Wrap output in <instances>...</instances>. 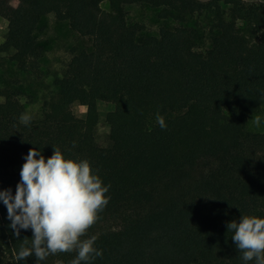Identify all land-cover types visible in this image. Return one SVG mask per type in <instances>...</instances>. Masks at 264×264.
<instances>
[{
  "label": "trees",
  "instance_id": "obj_1",
  "mask_svg": "<svg viewBox=\"0 0 264 264\" xmlns=\"http://www.w3.org/2000/svg\"><path fill=\"white\" fill-rule=\"evenodd\" d=\"M143 6L173 28L144 36L146 25L129 19ZM203 14L212 36L199 50V29L188 24ZM49 15L92 50H72L41 116L27 125L17 81L0 89V190L15 194L30 149L47 158L56 147L66 159H87L110 185L108 205L81 237L103 250L90 264H245L227 224L264 218V133L245 128L264 106V0H0V68L42 80L36 34ZM71 101L86 108L84 118ZM98 102L113 106L107 147L97 143ZM7 217L0 201V264H36L34 255L16 260L33 232L15 237ZM77 254L40 264H70Z\"/></svg>",
  "mask_w": 264,
  "mask_h": 264
},
{
  "label": "clouds",
  "instance_id": "obj_2",
  "mask_svg": "<svg viewBox=\"0 0 264 264\" xmlns=\"http://www.w3.org/2000/svg\"><path fill=\"white\" fill-rule=\"evenodd\" d=\"M254 119L259 125L261 118ZM20 120L27 125L31 116L22 114ZM156 122L161 129L167 128L159 112ZM24 159L15 194L11 188L0 190V201L7 207L14 236L19 238L21 230L33 232L31 247L22 246L16 260L34 255L36 264H40L49 255L73 251L78 254L70 264H90L102 257L103 250L94 247L95 237H81L108 205L110 196L106 193L110 185H104L87 159H66L56 147L47 158L33 147ZM227 228L234 233L232 239L245 264L253 259L256 264H264V218L243 215L239 221L229 222ZM23 240L26 244L28 238Z\"/></svg>",
  "mask_w": 264,
  "mask_h": 264
},
{
  "label": "rangeland",
  "instance_id": "obj_3",
  "mask_svg": "<svg viewBox=\"0 0 264 264\" xmlns=\"http://www.w3.org/2000/svg\"><path fill=\"white\" fill-rule=\"evenodd\" d=\"M20 0H11V4L16 7ZM103 9H108V4L102 5ZM131 21L140 22L146 25L144 36H157L161 27L173 28L174 23L171 20H161L158 18L157 10L148 6L134 7L129 11ZM199 29V38L196 48L204 50L209 47L212 33L210 31V19L207 14L195 18L188 24ZM7 32V22L0 18V45L5 40ZM37 39L43 48L41 65L44 76L42 80L37 81L27 76L25 73L18 71L12 65L0 68V89L10 85V80H16L17 84L13 87L20 90L24 96L21 97L25 105V114L35 119L41 116L43 103L54 92L53 80L60 78L65 72L67 65L72 56V50H92V42L88 38H81L70 29L68 22L58 21L52 15L45 16L39 25ZM1 102V99H0ZM73 113L84 118L86 108L78 102H70ZM98 111L100 114L99 123L96 131L97 143L100 147L108 146L109 126L106 123V115L113 110L111 104L98 102ZM259 116L261 122L255 123V117ZM246 131L252 133H264V106L261 111L248 117Z\"/></svg>",
  "mask_w": 264,
  "mask_h": 264
}]
</instances>
